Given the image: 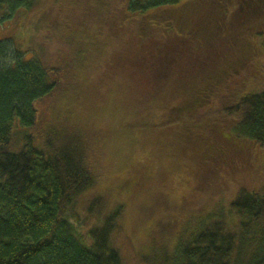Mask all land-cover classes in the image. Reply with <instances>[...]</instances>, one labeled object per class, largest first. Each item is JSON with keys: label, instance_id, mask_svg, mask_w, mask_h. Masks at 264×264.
I'll list each match as a JSON object with an SVG mask.
<instances>
[{"label": "trees", "instance_id": "obj_1", "mask_svg": "<svg viewBox=\"0 0 264 264\" xmlns=\"http://www.w3.org/2000/svg\"><path fill=\"white\" fill-rule=\"evenodd\" d=\"M48 1L0 0V15ZM125 7L141 71L157 89L128 124L142 133L145 154L108 187L169 179L172 157L185 163L172 174L185 181L182 198L202 206L180 220L186 224L173 245L156 244L142 264H264V59L248 79L262 82L259 90L222 88L219 106L190 126L236 53L258 44L264 58V0H127ZM70 66L38 53L26 59L23 49L0 40V264H125L115 246L122 206L108 189L83 202L109 177L99 173L109 137L90 122L74 134L50 112ZM243 173L256 184L244 183ZM222 187L232 193L217 202Z\"/></svg>", "mask_w": 264, "mask_h": 264}, {"label": "rangeland", "instance_id": "obj_2", "mask_svg": "<svg viewBox=\"0 0 264 264\" xmlns=\"http://www.w3.org/2000/svg\"><path fill=\"white\" fill-rule=\"evenodd\" d=\"M126 2L49 0L41 8L22 10L11 18L2 14L0 40H10L23 49L26 59L38 53L47 62L58 64L64 58L71 61L68 82L58 92L55 110L52 108L50 112L62 128L70 129L74 134L90 122L95 129L102 128L103 134L109 137L99 168V173L100 170H104V174L110 171L109 177L100 181L97 188L83 198V202L89 205L93 196L105 189L110 191L112 200L122 206L119 221L122 231L116 236L115 246L120 249L125 264H142L143 256L154 250L158 246L156 244L162 242L163 248L173 245L177 233L186 224L180 220L188 219L191 210L197 212L202 206L196 200L194 204H188L182 198V183L185 181H176L172 174L182 169L185 163L172 157L168 161L171 169L169 179L164 174V180L152 178L143 187L129 178L128 183L132 187L129 190L119 188L120 192L108 187L116 185L115 179L124 165L132 170L133 159L145 154L142 148L144 139H139L142 133L128 124H134V110L147 103L148 97L153 96L157 89L155 80L141 71L144 66L139 62L132 40L134 25L125 19ZM260 28L264 29V25ZM262 52L258 44L251 45L248 51L236 53L227 62L230 63L226 68L228 73L208 86L213 87L211 102L197 107L196 117L190 126H196L200 118H205V111L209 108L219 106L215 103L222 99L224 94H220L223 90L247 84L246 88L256 91L263 86L260 81L248 80L249 75L258 71L259 61L264 59ZM239 53L246 54L242 56ZM209 54L215 52L210 51ZM181 65L183 70L185 64ZM183 96L179 102L185 100ZM220 119L225 122V115L220 114ZM127 133L130 136L127 137ZM153 142L151 140V146ZM239 177L244 183L256 184L255 179L244 173ZM231 193L232 187L219 188L214 192V200L229 198Z\"/></svg>", "mask_w": 264, "mask_h": 264}]
</instances>
